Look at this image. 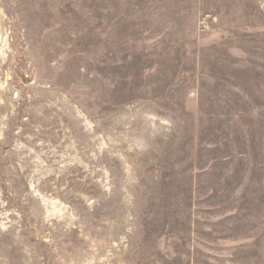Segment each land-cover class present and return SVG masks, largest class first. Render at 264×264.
<instances>
[{
	"label": "rangeland",
	"instance_id": "obj_1",
	"mask_svg": "<svg viewBox=\"0 0 264 264\" xmlns=\"http://www.w3.org/2000/svg\"><path fill=\"white\" fill-rule=\"evenodd\" d=\"M0 264H264V0H0Z\"/></svg>",
	"mask_w": 264,
	"mask_h": 264
}]
</instances>
